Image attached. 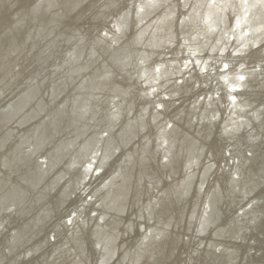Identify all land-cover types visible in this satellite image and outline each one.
<instances>
[{
  "label": "bare ground",
  "instance_id": "6f19581e",
  "mask_svg": "<svg viewBox=\"0 0 264 264\" xmlns=\"http://www.w3.org/2000/svg\"><path fill=\"white\" fill-rule=\"evenodd\" d=\"M33 1L0 0V36L13 21L31 14ZM67 1L58 0L68 17H59V9L45 3L42 15L36 14L25 27L34 28L32 39L14 54L0 49V110L21 97L18 103L28 100L25 116L35 115L23 120L19 113L12 120V112L0 111V245L7 234L19 231L13 237V252L1 264H15L17 252L36 242L33 237L26 243L40 227L38 218L26 212L41 202L46 205V198L42 199L40 183L20 182L24 171L18 167L19 151L35 155L41 145L37 133L45 130L57 141L56 152H71L65 164L68 171L57 172L59 160L50 163L47 158L39 179L55 174L54 185L67 178L63 173L74 169L75 158L88 149L95 164V179L82 189L78 205L86 204L79 208L88 207L84 213L89 220L83 218L79 229L63 235L70 241L67 251L61 252L63 259L69 260L74 249L84 259L83 247L76 246L80 235L93 250L96 247L97 264H258L264 258V0H143L139 3L143 10L130 16L129 30L116 14L120 2L109 5L108 0H100L110 13L102 30L110 42L109 56L103 54L98 64L88 67L89 61L95 62L90 48L89 61H77L88 72L73 75L78 77L74 84L71 75L67 80L60 73L59 79L73 93L59 102L63 106L57 118L69 117L57 126L50 120L52 106L40 109L25 90L42 69L41 55L50 44L39 33L42 21L54 19V28L60 29L81 8L85 10L84 0H79L68 13ZM124 54L130 64L135 58V66L147 62L132 91L128 75L115 67ZM108 62L115 64L111 73ZM149 69L154 71L151 77L146 76ZM117 72L119 78L114 80ZM51 81L47 87L41 84V91H49ZM117 84L123 89L112 90ZM115 100L117 104L110 107ZM23 106L17 104L12 111ZM99 126L105 133L121 135L117 153L110 135L96 140ZM70 184L68 180L64 190ZM14 191L23 203L31 199V205L22 208L20 203L8 210L16 203ZM212 209L217 218L214 212L210 216ZM48 210L52 208L44 212ZM204 224L208 231L202 235ZM75 264H81L79 259Z\"/></svg>",
  "mask_w": 264,
  "mask_h": 264
},
{
  "label": "water",
  "instance_id": "95a60500",
  "mask_svg": "<svg viewBox=\"0 0 264 264\" xmlns=\"http://www.w3.org/2000/svg\"><path fill=\"white\" fill-rule=\"evenodd\" d=\"M115 1H119L121 5V7L118 9L116 14L121 19H124V21H126V24L128 25V30H129L130 23H131L130 16L132 15V13H134L136 16V13L141 12L143 10V7L139 6V3H143V0H140L139 2H137V0H134V2L130 4H128V2L124 4V0H108V4L110 5L112 2H115ZM45 3L48 5L49 8H52V7L54 9L58 8L59 12L57 14L59 15V17H62V18L68 17L65 10L61 6V3L58 2V0H34L31 5V12H30L31 14L27 15L24 18L19 17L18 19L13 21L12 25L9 27L10 29L4 32L0 36V39H1L0 49L7 50V52L14 54L18 51L19 47H22V45L27 44L32 39L31 37L34 31V28H29L26 30L25 27L28 25V23L32 22L36 14L42 15ZM79 3H80L79 0H68L67 3H65V5L68 6L67 12L72 13L76 9V7L79 5ZM83 3H84L85 10L83 11V9L81 8L78 14L76 15V17L73 16L70 23H68L67 25L63 26L60 29L54 28V26L56 25L55 24L56 21L54 19L46 18L47 20L42 21L41 25L43 28L42 30L39 31V33L42 35V37H44V41L49 42L50 44H49V47L44 48V53L43 55H41V58H42L41 68L43 70L42 69L39 70L38 75L34 79L33 83L25 90V91H29V98L32 100H36L40 109L41 108L50 109L49 105L52 106V110L50 111L51 112L50 120L52 121V123H55L57 126L61 125V121L64 119V116H65L63 115L62 116L63 118H57L56 116V113L58 112V108L63 106L59 104V102L61 103L60 100L69 98L71 96V93H73L72 91L73 88L69 86L68 84H65L63 81H61V78L62 79L65 78L68 80L69 75H71V78L74 84L75 80H77L78 77L73 76V75L78 73L81 76L85 74L86 72H88L84 70L83 66L82 67L78 66L77 61L81 60L83 64H85L88 59V51L90 48H92V51L90 54L94 56L95 62L90 63L88 59L89 63L86 64L88 65V67H90L92 64H98V61L99 59H101V56H103V54L104 55L106 54V56H109L107 45L110 42H108L109 40H107V37H105V34H106V33L104 34L105 31L102 33V30L106 29L107 24L110 20L109 19L110 17L108 16L110 15V13H108L107 10L102 7L107 4L100 5V0H84ZM126 7H129V8H126ZM128 12L130 13L128 14ZM135 19L136 17H134V20ZM177 19H178L177 22L179 23L180 19L179 18ZM104 21H107V24H105ZM45 26L46 27L50 26L52 28L48 29ZM112 45L114 46V44ZM71 47L72 49H70ZM69 49H70V52L69 54H67V51ZM123 56L124 58L118 57L117 64H120V66H115V67L119 69L118 72L121 71L128 75V77H126L127 82L130 83L128 89L132 91V86H133L134 81L138 79V77L141 76V71L143 70V66L145 64L147 65V62L142 63V60H141L139 62V65L135 66L136 64L135 58L131 59L133 64H130L128 63L127 55L124 54ZM184 56L185 55L182 54L179 57V61H181V59ZM155 62L156 61H154L153 63ZM54 64L58 66L57 69H51L52 65ZM112 65H115V64L108 62L110 73H111ZM151 67H152V64H151ZM230 68H232L231 65H230ZM193 70L195 71V69H192L191 71H189V73L190 72L192 73ZM118 72L114 74V80L119 78V75L121 72L120 73ZM60 73L61 74L63 73V76H61V78L59 79V75H61ZM153 75H154L153 69L152 70L149 69L146 71L147 77H151ZM187 75H190V74H187ZM80 76H79L77 83L82 78V77L80 78ZM108 76L103 79H100L98 77L97 78L99 80H106ZM129 77L132 79V82H130L131 80L129 79ZM51 78H52V81H51V84L49 85L50 90L46 92L41 91V84H44L47 87V83L50 82ZM115 89H123V88H121V86L117 84L113 87L112 90H115ZM130 91H123V92L126 95V93H131ZM208 93L206 95H208ZM40 95L41 97L39 99ZM206 98H209V96ZM21 100H22L21 97H16L14 100H12V102L10 101L9 103H6L5 105H3L0 111L6 114H9V112H12L11 113L12 120L14 119V115L17 116V114L19 113L23 115L22 116L23 120L25 119L29 120V118L33 119L35 115L25 116L26 113L24 112V109H23L26 106V103L28 100L25 102H22L24 106L22 108H19L18 109L19 111L17 112L12 111V108L14 106H16L17 104H22V103H18ZM132 100L134 99L132 98ZM116 104H117L116 100L112 101L110 103V107L115 106ZM108 111L106 113H108ZM114 111H116V109H114ZM66 117H69V116H65V118ZM65 120H67V118ZM143 120L145 121V119ZM98 129H99V132H97L96 134V140L97 139L102 140L103 137L110 135L111 138L114 139V142H113L114 150L112 149V147H110L109 151L111 152V150H113L115 151V153H117L115 148L120 150V144H121L117 136H121V135L116 134L115 131H110V133L109 132L105 133L104 129L100 128V126ZM99 133L101 135H99ZM37 137L39 138L38 140L40 141L41 145L35 150L37 151L35 155L33 154V156L28 157L25 154L30 153L32 151H23L24 154L22 153V150L19 151L20 152V162L18 164V167L21 166L22 171H24V178L21 179L20 182H25L26 185L35 184V183L37 184V182L40 183L39 188L42 190V193L46 195V196L44 195L42 199L46 198L43 202L47 206L42 205V202H41L34 209V211L26 212V214H30L31 218L36 217V220L38 218L37 226L38 227L40 226V227L36 230V235L32 236L30 239H27L26 241V243H29L33 237H36V242L31 244L28 250H23L20 254L16 251L17 255L13 257L16 259L15 264H41L40 263L41 261L44 262L45 264H75L76 259H79L81 264H97L98 263L97 258L94 256L95 253L93 255V252L96 250V247H95V250H93L90 246V241L89 242L86 241L84 243L80 235H78L77 237L80 239L79 241H77L76 246L78 244V246L83 247L84 259H82L80 255H78L79 254L78 249H74L75 253H72L69 260L63 259L62 254H61V252L67 251V249L69 248V242H70L69 239L67 237H63V235H65L67 232L73 231L75 229H79L80 227L78 226L82 225L81 222L83 218H86V221L89 220L87 219V215H86L88 213V207L85 206V208H79L82 204L83 205H86V204L81 202V205L80 206L78 205L83 197L82 189H84V187L89 182V180L95 179V173H92V168L95 166V164H94L93 159H91V157L88 154V152L92 153L91 149H88V152L86 154H81L80 156L75 158L74 169H70L68 173H63V176H66L67 178L61 179L57 181L56 184L51 185L52 177H54L55 174H50L48 176H45L43 180L39 179L38 178L39 170L41 169V166L47 165L48 159L50 163H53V161L58 162L59 160L58 166L55 167L56 171L59 172L64 169L66 170L65 164H66V161L68 160V154L71 151H68L67 152L68 154L66 153V151L63 152L62 150L59 153L56 152L55 150L56 146H54V144L57 141L53 140L52 138H49L47 136L46 130L43 132V134L41 132H38ZM59 137H61V134L57 138ZM125 142H126L125 143L126 146L130 144V141L128 139H126ZM92 147L93 146H91V148ZM62 155H66V156H62ZM43 156L45 157V159L44 158L41 159V157ZM226 158L229 160L231 159V157H226ZM89 166H91L90 172L87 171V170H90ZM220 166L222 168L223 162ZM68 175H70L71 177L68 178ZM127 178L129 179V177ZM233 178L236 180L237 177L234 176ZM68 180L71 181V184L67 186V188L65 189L66 191H65L64 185ZM91 185L92 183L89 184L90 187ZM92 190L96 191L97 187H94ZM15 191H14V194L16 198L12 200L15 201L16 203L8 207V210H11L12 208H14L15 205H18V204L20 205V203H22L21 205L22 208L25 205H31L30 204L31 199L28 198L27 200H25V203H23L21 195ZM39 196H41V192L39 193ZM251 196H254V194H251ZM90 198L91 197H88V200H90ZM236 204L237 202L233 203L232 206H235ZM49 206L52 208V210H48L47 212H44V210L48 208ZM212 206H213V201H212ZM85 209L87 213H84ZM213 212L215 213V211H213L212 209L210 216L213 214ZM71 214L73 215L71 216ZM44 215H47L46 220L42 222V219H43L42 217H44ZM215 215L217 218L216 213ZM74 217L76 219H73ZM205 217L208 218L209 214L205 215ZM10 229H11V226H10ZM207 231H208L207 226L206 224H204L201 230L202 235H204V233H206ZM18 233L12 232L10 235L7 234L6 237L3 238V241H2L3 244L0 245V264L3 263V261L5 260L4 258L9 257L11 253L13 252L11 249L13 247L11 245L14 243L13 237L16 236V234ZM26 233H29L28 229L26 230ZM99 247L100 246L98 245L97 248L99 249ZM194 252H196V250L193 251V253ZM234 254L236 257L238 256L237 252ZM98 255H101L100 249L98 250ZM263 259L264 258H260L258 264H264ZM222 260L225 261L226 258L223 257ZM246 261H249L252 263V260L246 259Z\"/></svg>",
  "mask_w": 264,
  "mask_h": 264
}]
</instances>
